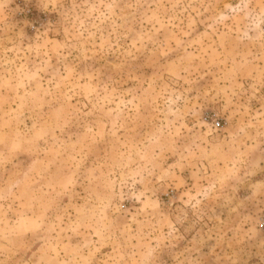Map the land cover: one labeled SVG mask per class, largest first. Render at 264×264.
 I'll list each match as a JSON object with an SVG mask.
<instances>
[{
	"label": "rangeland",
	"instance_id": "1",
	"mask_svg": "<svg viewBox=\"0 0 264 264\" xmlns=\"http://www.w3.org/2000/svg\"><path fill=\"white\" fill-rule=\"evenodd\" d=\"M260 223L264 0H0V264H264Z\"/></svg>",
	"mask_w": 264,
	"mask_h": 264
},
{
	"label": "built area",
	"instance_id": "2",
	"mask_svg": "<svg viewBox=\"0 0 264 264\" xmlns=\"http://www.w3.org/2000/svg\"><path fill=\"white\" fill-rule=\"evenodd\" d=\"M220 126V123L219 122H216L215 123V127H219ZM261 228H264V223H260L259 225Z\"/></svg>",
	"mask_w": 264,
	"mask_h": 264
}]
</instances>
